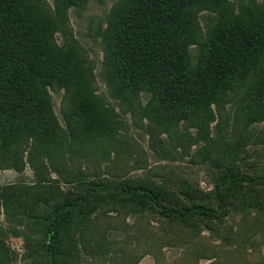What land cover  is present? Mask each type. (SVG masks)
Wrapping results in <instances>:
<instances>
[{
  "label": "rangeland",
  "instance_id": "374dc122",
  "mask_svg": "<svg viewBox=\"0 0 264 264\" xmlns=\"http://www.w3.org/2000/svg\"><path fill=\"white\" fill-rule=\"evenodd\" d=\"M254 1L224 0L220 11L236 15ZM113 4L85 0L55 10L53 0H23L22 11L50 48L63 46L76 55L82 98L98 103L108 119L100 132H69L64 89L47 87L51 123L66 132L48 138L21 132L0 143V264H49L37 218L96 190L102 197L105 184L147 186L178 207H213V186L225 170L264 179V119H245L248 82L179 120L165 119L164 110L151 114L144 93L126 99L112 94L101 34ZM216 8L197 10L202 37L213 26ZM187 50L194 66L199 48L192 44ZM259 57L258 67L264 66V53ZM94 182L100 183L97 189ZM227 188L229 202L240 196L238 186ZM243 190L247 207H229L221 224L179 223L97 198L60 231L54 264H264V183Z\"/></svg>",
  "mask_w": 264,
  "mask_h": 264
},
{
  "label": "trees",
  "instance_id": "16d2710c",
  "mask_svg": "<svg viewBox=\"0 0 264 264\" xmlns=\"http://www.w3.org/2000/svg\"><path fill=\"white\" fill-rule=\"evenodd\" d=\"M84 1L53 0L55 10L79 6ZM223 3L224 0H114L101 34L102 65L112 94L126 99L144 93L151 114L157 117L159 110H164L161 115L165 119L179 120L199 105L217 103L221 96L248 82L245 96L250 102L245 119L263 120L264 66H258L259 56L264 53V0L245 4L236 15L221 13ZM209 6L217 7V15L202 37L195 16L199 8ZM22 10L23 0H0V143L21 132H44L41 136L46 138L53 132H66L57 122L51 123L47 87L64 89L68 105L62 112L69 132L106 129L100 124L107 122V113L98 103L82 98L76 55L63 46L53 51L41 28ZM192 44L198 46L200 54L194 66L187 50ZM260 182L264 183V179L225 170L213 186L214 208L202 203L178 207L147 186L125 182L102 185L103 190L107 189L102 197L96 190L53 207L47 218H37L45 235L49 264H54L60 231L82 207H89L97 198L105 204H132L139 212H156L162 219L179 223L196 220L221 224L229 207H247L243 187ZM93 184L95 188L100 185ZM231 184L238 186L240 196H231L229 202L223 193Z\"/></svg>",
  "mask_w": 264,
  "mask_h": 264
}]
</instances>
